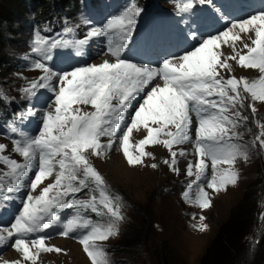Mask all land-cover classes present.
<instances>
[{
  "label": "snow or ice",
  "instance_id": "1",
  "mask_svg": "<svg viewBox=\"0 0 264 264\" xmlns=\"http://www.w3.org/2000/svg\"><path fill=\"white\" fill-rule=\"evenodd\" d=\"M200 2L204 3V0ZM191 6L189 2L187 7ZM140 11L133 5L108 19L102 28L91 31L93 37H119L114 46L107 48L115 58L113 62L104 61L57 72L47 62L53 60L52 49L60 47L62 42L49 43L39 36L36 38L35 51L42 55L44 62L37 60L33 67L43 70L44 75L40 78L41 83L33 81L24 91L31 95L38 87L51 89L54 99L49 101L43 114L42 128L38 134L23 142L19 139L14 142L15 152L23 157L24 162L21 164L7 155L0 156V160L11 169L7 173L12 180L6 189L8 193L23 186L22 179L36 167L34 162L37 159L38 170L30 182L31 190H36L55 172L54 182L43 187L39 195L26 196L14 223L10 227H0V246L8 244L15 236L12 246L22 253L25 261L34 264L42 251H61L60 248L46 247L44 236L30 241L26 238L61 221L54 209L75 208L91 209L93 213L108 216L109 221L107 224H94L78 211L63 223L60 235L67 237L79 229H88L87 234L80 238L84 251L92 264H108L106 253L98 247L97 241H107L115 235L123 216L119 205L106 194L105 181L92 166L89 157L107 154L117 141L127 162L134 166L141 165L144 163L143 157L152 155L145 151V145L162 144L171 151L173 145L188 141L194 113L198 118L195 148L200 159L195 165H188L187 175H194L197 181L201 180L208 169L206 158H210L212 175L206 184L207 189L219 193L238 181L239 173L234 166L238 158L248 159V146L232 141L241 138V134L235 131L239 121L242 119L247 122L249 119L248 116H241L240 111L247 99L244 93L251 96L252 102L248 107L253 114L257 112L254 102L264 104V75L250 82L235 76L225 79L221 70H231L232 65L228 61L232 60L238 61L241 68L258 69L264 74V12L231 23L226 31L218 35L198 40L199 47L194 46V50L186 49L185 54H178L174 63L165 58L163 67H149L130 62L124 55ZM234 30L242 33L254 30V46L244 43L243 48L248 49L246 54L236 51L234 55L222 59L225 54L219 51L221 44L234 48L235 42L241 40ZM157 77H162V87L153 83ZM54 79L58 86L52 84ZM138 98H142V102L135 106L126 122V115ZM81 106H91L93 110ZM122 125L124 130L121 132ZM170 126L174 131L170 130ZM141 127L147 133L139 141L138 155H134L129 149V139L133 129L139 130ZM259 127L261 132L252 141L253 147L257 141L264 147V124ZM102 137L108 138L106 143L101 142ZM5 147L0 144V153L5 151ZM179 155H185L184 151L181 150ZM177 156V151H171V159L164 163L179 174ZM224 164L228 167L221 169L220 165ZM151 167L156 168L157 165L152 164ZM89 180L94 181L99 189V200L95 195L90 199H66L89 187ZM2 185L3 181L0 180ZM50 193L54 195L50 197ZM185 196L187 198V193ZM3 199L8 200L10 197L4 196ZM119 200V197H115V201ZM197 202L202 209L212 206L211 195L205 187H199ZM200 219L203 221L204 217ZM199 228L205 231L208 225L201 223ZM30 245L34 246L35 251ZM0 264H20V261H4L0 257Z\"/></svg>",
  "mask_w": 264,
  "mask_h": 264
},
{
  "label": "rangeland",
  "instance_id": "2",
  "mask_svg": "<svg viewBox=\"0 0 264 264\" xmlns=\"http://www.w3.org/2000/svg\"><path fill=\"white\" fill-rule=\"evenodd\" d=\"M19 2V0H0V5L16 6ZM56 8L58 11L63 9L68 14L67 19L77 29L81 39L97 38L90 36L92 29L95 28L89 26L91 23L83 11L78 8V5L74 7L72 0H68L64 5L56 6ZM27 10L29 9L24 7V3L17 9L18 16L25 17V28H21L19 20H15L14 22L11 21L13 26L3 23L0 29L3 40V58H5L0 59V89L14 101L23 100L25 97L24 89L28 82L32 80L42 82L39 77L43 70L36 69L31 72L28 70L29 64H27L31 61L29 55L33 44L32 40L35 35H40L38 29L41 26V21L38 20L36 24L33 20V12ZM37 14H40L39 11ZM33 30L36 32L32 34ZM12 31L15 32L12 33ZM254 39L255 36L253 35L252 39L241 41L234 48L229 47L224 52L225 55L222 56V59L234 55L236 51L246 54L248 49H244L243 44L248 43L250 47L254 46L252 44ZM98 50L94 49V51ZM105 54L107 53L101 52L95 61L91 59L84 67L95 64ZM176 60L172 62L174 63ZM231 62V70H221L225 79L235 76L241 80L248 79L250 82H255L261 75H264L258 69L241 68L238 61H228L229 64ZM160 79L162 77H157L154 83L159 84ZM52 84L58 86L55 79ZM47 90L51 91V89ZM244 95L247 96V99L244 102V108L240 109L241 116H248L249 119L247 122L242 119L239 121L235 131L241 134V138L232 142L248 146L246 149L248 159H237L234 166L239 173L236 185H229L219 193L206 188V184L212 175L210 158H206L205 162L208 164V169L201 180L197 181L194 175L191 177L187 175L188 165H195L200 159L195 148L198 119L190 125V139L184 144L172 146L171 151L178 153L179 174L172 171L170 166L164 163L165 160L171 159V151L162 144L145 145V151L152 155L143 157L144 163L141 165L134 166L127 162V158L119 146V141L113 145L107 154L89 157L92 166L105 181L106 194L113 198L114 203L119 205L120 214L123 216L115 235L107 241H97L98 247L106 253L108 264H157V254L172 256L171 258L175 261L178 260L179 264H199L205 254L208 252L215 253L218 246L224 241L222 237L226 239L225 236H221L223 232L231 233L230 236L233 240L232 246H230L232 247L233 254L231 256L233 255V258L241 256V264H264V147L260 146L258 141L255 147L252 146V141L261 132L259 125L264 124V104L254 102L257 112L253 114L248 107V104L252 102L251 96L248 93H244ZM141 102L142 98H138V103ZM48 104L44 108L34 111L39 123V130L42 128V117ZM81 107L89 111L93 110L91 106ZM0 109L1 113V103ZM133 111H130V115ZM27 127L28 125L25 126V128ZM123 130L124 125L121 127V132ZM170 130L174 131V128L170 126ZM146 133L147 130L142 127L139 130L133 129L129 139V149L134 155H138L137 146L140 139L146 136ZM11 134L23 142L16 130L12 131ZM117 135L119 136L120 133ZM107 140V137L101 138L102 143H106ZM0 144L7 146L9 143L0 139ZM181 150L184 151L185 155H179ZM0 155H7L9 159H15L17 163L23 160V157L15 152L12 145L5 147V151ZM152 164H156L157 167L152 168ZM36 166L31 173L30 181L27 183V194L33 196L39 195L42 188L53 183L55 179L54 172L53 176L46 178L36 190H31L30 182L38 170V162ZM227 167L226 164L220 165L221 169ZM1 168L3 166L0 164ZM11 182L5 181L6 189ZM88 182L93 184L92 187L89 186V192H94L99 200V189L95 182L91 180ZM199 187H205V190L211 195L212 206L208 209L199 207L197 202ZM185 193H187V198ZM52 195L54 193H50V197ZM74 195L77 199H90L92 196L83 198L81 192ZM115 197H119L120 200L115 201ZM69 209H62L60 227L64 222L62 218L66 216ZM82 211L91 214L89 220L94 224H107L109 221L108 216L93 213L91 209H82ZM201 217H204L203 221H201ZM236 222L246 226V232L240 239L231 231V226L235 225ZM201 223L208 225L207 230H200L199 225ZM61 231L62 229L59 230V235ZM87 231L88 229H79L73 233L75 236L60 235L57 238L45 240L46 247L60 248L61 251H42L34 264H92L91 258L80 243L81 236L87 234ZM13 244L10 243L0 257L4 261L19 260L20 264H33L32 261H25L22 253L13 248ZM30 247H33V251H35L34 246L30 245Z\"/></svg>",
  "mask_w": 264,
  "mask_h": 264
},
{
  "label": "trees",
  "instance_id": "3",
  "mask_svg": "<svg viewBox=\"0 0 264 264\" xmlns=\"http://www.w3.org/2000/svg\"><path fill=\"white\" fill-rule=\"evenodd\" d=\"M20 2L16 6H4L0 5V29L3 25V23H7L10 26H13L11 21L19 20L18 22L22 26L21 28H25V17H19L17 14V9L22 6V3H24V7L29 9L27 11L33 12L34 18L33 20L37 24L38 20L43 22L49 21L51 17H54L55 15L59 14L64 11L63 9L58 11L56 6L64 5L68 0H19ZM74 3V7L78 5V8H80V4L78 0H72ZM78 2V4H77ZM37 11H39L40 14H37ZM57 11V12H56ZM56 12V13H53ZM36 13V14H34ZM28 28V27H27ZM15 31H12L14 33ZM3 40H2V34L0 31V59H5L4 57V50H3ZM11 61V59H9ZM10 63V62H9ZM231 231L236 235L238 239L242 238L246 232V226L245 224L241 225V223H235V225L231 226ZM230 232H223L221 233V236H225L226 239L223 238V242L219 245L218 243V249H216L215 253H207L203 256V258L200 260L201 262L199 264H241L242 259L241 256L237 258H233L234 256L231 254L232 251V238L230 236ZM231 245V246H230ZM155 248V247H154ZM159 255V256H158ZM134 257V256H133ZM163 256L162 254H157V264H179L178 260H173V258Z\"/></svg>",
  "mask_w": 264,
  "mask_h": 264
},
{
  "label": "bare ground",
  "instance_id": "4",
  "mask_svg": "<svg viewBox=\"0 0 264 264\" xmlns=\"http://www.w3.org/2000/svg\"><path fill=\"white\" fill-rule=\"evenodd\" d=\"M224 31H226V30H224ZM234 31H235V30H234ZM236 32H237V34H238L239 36H241V40L236 41V42H235V46H236V45H239V43H240L241 41L252 39L253 35L255 36V34H254V30L251 31V32H248V33H242V32H239V30H237ZM228 48H229V45L221 44V48L219 49V51H221V52L224 53ZM104 61L113 62V60L109 57V55L105 54V55H102V56L100 57V59L96 61L95 64H100V63H103ZM230 64H232V62H231ZM163 84H164V81H163L162 79H160L159 85L162 87ZM36 167H37V166H36ZM59 239H61V238H59Z\"/></svg>",
  "mask_w": 264,
  "mask_h": 264
}]
</instances>
